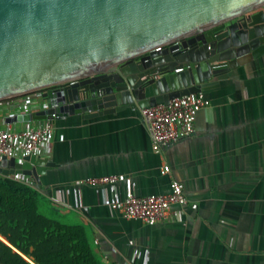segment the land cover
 <instances>
[{
    "label": "crops",
    "instance_id": "crops-1",
    "mask_svg": "<svg viewBox=\"0 0 264 264\" xmlns=\"http://www.w3.org/2000/svg\"><path fill=\"white\" fill-rule=\"evenodd\" d=\"M220 80L193 132L159 150L137 110L56 122L50 158L58 167L34 184L47 202L42 212L82 226L100 264H264V56ZM34 96L11 99L15 108L2 103L0 130ZM104 176L119 181L81 183ZM173 179L188 198L174 222L130 220L114 206V195L168 194ZM0 242L38 264L34 247L26 255L1 235Z\"/></svg>",
    "mask_w": 264,
    "mask_h": 264
},
{
    "label": "water",
    "instance_id": "water-1",
    "mask_svg": "<svg viewBox=\"0 0 264 264\" xmlns=\"http://www.w3.org/2000/svg\"><path fill=\"white\" fill-rule=\"evenodd\" d=\"M263 56L264 0H0V102L39 94L9 125L207 96ZM56 167L0 158L1 176L32 185Z\"/></svg>",
    "mask_w": 264,
    "mask_h": 264
},
{
    "label": "built area",
    "instance_id": "built-area-1",
    "mask_svg": "<svg viewBox=\"0 0 264 264\" xmlns=\"http://www.w3.org/2000/svg\"><path fill=\"white\" fill-rule=\"evenodd\" d=\"M25 101L22 106L31 107L37 104L39 94ZM9 100L0 102L6 107L15 108ZM212 102L206 95L183 96L172 99L169 105H156L142 110V115L147 120L153 138L155 150L161 146L176 142L189 136L194 129V118L200 109L210 107ZM24 112L17 108V114ZM16 126V124H13ZM0 130V158L23 159L24 157H47L50 158L53 148V135L55 126L51 122H33L26 124L23 128L10 127ZM164 171L169 173L170 168L165 166ZM18 178V177H12ZM21 179L32 185L27 179ZM119 181L118 176H104L90 178L81 183L89 185H111ZM115 194H117L115 192ZM188 204L183 185L178 179L170 183V192L163 195L142 196L138 194L129 195L122 199L114 195V206L130 220H138L147 224H156L166 221L174 222L178 219L180 211L176 208Z\"/></svg>",
    "mask_w": 264,
    "mask_h": 264
},
{
    "label": "trees",
    "instance_id": "trees-1",
    "mask_svg": "<svg viewBox=\"0 0 264 264\" xmlns=\"http://www.w3.org/2000/svg\"><path fill=\"white\" fill-rule=\"evenodd\" d=\"M45 205L34 184L0 175V235L13 247L26 255L34 247L38 264H100L85 229L46 215ZM0 264L28 263L0 242Z\"/></svg>",
    "mask_w": 264,
    "mask_h": 264
}]
</instances>
